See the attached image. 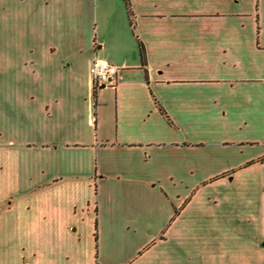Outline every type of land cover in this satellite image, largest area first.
Segmentation results:
<instances>
[{
  "label": "crops",
  "instance_id": "0c3cea01",
  "mask_svg": "<svg viewBox=\"0 0 264 264\" xmlns=\"http://www.w3.org/2000/svg\"><path fill=\"white\" fill-rule=\"evenodd\" d=\"M128 2L0 0V264H191L184 191L252 175L264 215V0Z\"/></svg>",
  "mask_w": 264,
  "mask_h": 264
},
{
  "label": "rangeland",
  "instance_id": "374dc122",
  "mask_svg": "<svg viewBox=\"0 0 264 264\" xmlns=\"http://www.w3.org/2000/svg\"><path fill=\"white\" fill-rule=\"evenodd\" d=\"M247 178L203 185L198 192L184 191L190 198L197 194L196 201L188 206L185 217L166 238L162 237V244L179 249L180 258L187 256L191 264L204 261L207 264H264V252L259 250V247L264 250L260 190L255 176ZM86 240L87 244L91 243L90 239Z\"/></svg>",
  "mask_w": 264,
  "mask_h": 264
},
{
  "label": "built area",
  "instance_id": "2783aa9c",
  "mask_svg": "<svg viewBox=\"0 0 264 264\" xmlns=\"http://www.w3.org/2000/svg\"><path fill=\"white\" fill-rule=\"evenodd\" d=\"M117 74L118 68L105 59H95L92 63V81L96 88L113 86Z\"/></svg>",
  "mask_w": 264,
  "mask_h": 264
},
{
  "label": "trees",
  "instance_id": "16d2710c",
  "mask_svg": "<svg viewBox=\"0 0 264 264\" xmlns=\"http://www.w3.org/2000/svg\"><path fill=\"white\" fill-rule=\"evenodd\" d=\"M124 1V3H125V5H126V7H129V2H128V0H123ZM141 55H142V57H144V53H143V50L141 49ZM97 88L94 86V91L96 90ZM160 111L162 112V114H164L165 115V113L160 109ZM166 119H167V117H166ZM170 123V122H169ZM255 163H261V164H264V157L262 158V159H259L257 162H251V163H248L246 166H250V165H252V164H255ZM226 176H229V174L227 175H225V174H223V175H221V176H219V177H216V178H214V179H212L210 182H214V181H217V180H219V179H221V178H224V177H226ZM178 215V211L177 210H175V216H177ZM95 240H97V237H96V235H95Z\"/></svg>",
  "mask_w": 264,
  "mask_h": 264
},
{
  "label": "water",
  "instance_id": "95a60500",
  "mask_svg": "<svg viewBox=\"0 0 264 264\" xmlns=\"http://www.w3.org/2000/svg\"><path fill=\"white\" fill-rule=\"evenodd\" d=\"M105 86H101V88H104Z\"/></svg>",
  "mask_w": 264,
  "mask_h": 264
}]
</instances>
